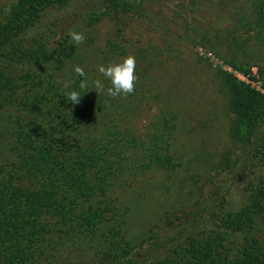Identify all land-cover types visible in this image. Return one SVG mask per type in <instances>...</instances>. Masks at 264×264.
Wrapping results in <instances>:
<instances>
[{"label":"trees","instance_id":"trees-1","mask_svg":"<svg viewBox=\"0 0 264 264\" xmlns=\"http://www.w3.org/2000/svg\"><path fill=\"white\" fill-rule=\"evenodd\" d=\"M152 3L13 0L0 9V264H264V93L221 67L212 72L228 139L204 183L193 181L195 189L135 233L138 207L129 205L131 196L117 200L130 182L145 186L181 166L177 113L149 75L136 73L134 92L116 98L93 85L102 75L91 63L120 62L132 38H143L133 34V22L148 16ZM161 6L157 35L164 40L147 37L146 45L174 51L184 38L242 76L253 67L264 76V0ZM206 12L226 24L204 27ZM103 25L110 30L97 61L88 56L82 90L69 33ZM145 52L139 63L147 65ZM260 87L264 92V80ZM72 89L82 93L78 105L67 100Z\"/></svg>","mask_w":264,"mask_h":264},{"label":"rangeland","instance_id":"rangeland-1","mask_svg":"<svg viewBox=\"0 0 264 264\" xmlns=\"http://www.w3.org/2000/svg\"><path fill=\"white\" fill-rule=\"evenodd\" d=\"M180 1L184 5L188 2V0ZM12 2L13 0H0V9H5ZM178 3L175 1V5ZM161 5L162 0H154L148 16L133 22V34H142L143 38L136 41L137 36L133 37L132 41L134 42L128 45L125 53L119 55L117 59L121 61L125 56L133 55L136 59V73L141 76L149 75L152 86L156 90L164 92L165 95L162 94L164 101H168L169 105L173 107L171 109L176 111L178 120L175 124L173 143L174 149L182 156L181 166L168 177L165 174H160L159 176L154 175L153 178H147L148 185L145 186L141 183V179L130 182L122 188L121 194L116 195L117 200L131 196L132 201H128L129 205L138 207V210H134L132 213L130 222L133 233L146 228L156 219L157 215H160L169 206L175 205L180 200L179 198L183 197L191 188L195 189V186H201L205 181L207 170L218 159L228 139V114L225 111L224 101L216 88L217 81L212 72V68L216 67L227 71V66L200 45L192 46L191 42L184 38L180 48L174 49V51H164L161 48L162 53L155 48V43L154 45L144 43L147 41V37H152L158 44L164 40L157 35V16L160 17L166 12ZM206 11L209 10L206 9ZM220 13L222 14V11ZM201 16L204 18V27H209L210 22L217 26L226 24V20H220L215 15H209L208 12L202 13ZM194 18H197V21L200 20L197 15ZM109 30L107 25L100 26L88 34L83 29L74 30L82 32L86 37L84 45L76 44L79 51V63L74 66L83 67L86 62L91 63L89 57L95 58L97 61L103 38H106ZM172 35L173 38L178 36L175 30L172 31ZM88 39L92 40L91 46H87L91 42L87 41ZM142 48H148V50L145 52ZM143 52L146 53L145 57L149 62L147 65L145 61L139 63V57ZM195 56L204 62L197 63ZM91 64L94 66L93 69H98L95 63ZM253 70H255V76L253 75L250 79V83L260 86L264 76L258 74L255 67ZM250 74H252L251 71ZM98 77L104 78L103 76ZM137 81H139V77H137ZM150 110L148 114L154 112L153 109ZM193 181L197 182L195 186ZM138 194H142V196L139 197Z\"/></svg>","mask_w":264,"mask_h":264},{"label":"clouds","instance_id":"clouds-1","mask_svg":"<svg viewBox=\"0 0 264 264\" xmlns=\"http://www.w3.org/2000/svg\"><path fill=\"white\" fill-rule=\"evenodd\" d=\"M71 41L77 45L83 44L86 37L82 32L71 31L69 33ZM74 72L77 77L81 79L78 87L80 89H86L87 84V75L84 71V68L81 66H75ZM98 72L110 82V86L105 88L103 81L99 78L93 81L94 90L99 92H105L108 96L116 98L120 95H129L132 94L135 90V85L137 82L136 76V59L133 55L129 54L122 58L118 63H112L107 66L99 65ZM71 81L65 83L64 87L70 88ZM67 100L70 101L73 105H78L81 101L82 93L75 89H72L67 92Z\"/></svg>","mask_w":264,"mask_h":264},{"label":"built area","instance_id":"built-area-1","mask_svg":"<svg viewBox=\"0 0 264 264\" xmlns=\"http://www.w3.org/2000/svg\"><path fill=\"white\" fill-rule=\"evenodd\" d=\"M227 71L231 72L238 80L244 82L245 84H247L250 88H253L255 91H258L260 93H264L263 90L261 89V87L259 86V84H255L253 85L252 83H250V79H252L253 75L255 76V70H253V68L251 69V73L250 75L247 76H242L239 73L232 71L229 67H227Z\"/></svg>","mask_w":264,"mask_h":264}]
</instances>
